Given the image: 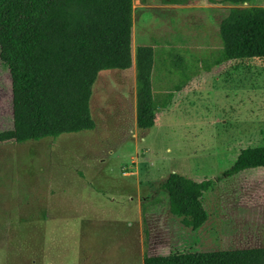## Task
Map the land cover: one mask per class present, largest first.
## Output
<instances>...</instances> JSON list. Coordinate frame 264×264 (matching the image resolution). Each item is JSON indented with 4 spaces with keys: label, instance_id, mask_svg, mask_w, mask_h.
<instances>
[{
    "label": "rangeland",
    "instance_id": "rangeland-1",
    "mask_svg": "<svg viewBox=\"0 0 264 264\" xmlns=\"http://www.w3.org/2000/svg\"><path fill=\"white\" fill-rule=\"evenodd\" d=\"M248 6L264 0L132 1V66L98 72L95 127L0 143V264H143L146 255L264 246V168L229 172L241 149L264 145V58L218 61L219 21ZM142 44L155 51V92L173 90L148 129L135 123ZM11 116L0 62V130ZM170 172L214 180L196 230L169 212L160 184Z\"/></svg>",
    "mask_w": 264,
    "mask_h": 264
},
{
    "label": "trees",
    "instance_id": "trees-1",
    "mask_svg": "<svg viewBox=\"0 0 264 264\" xmlns=\"http://www.w3.org/2000/svg\"><path fill=\"white\" fill-rule=\"evenodd\" d=\"M132 1L0 0V62L9 70L12 104V127L0 130V143L95 127L89 99L98 72L132 66ZM218 36V61L264 58V6L229 9ZM154 53L151 45L134 49L139 129L152 127L155 109L173 95L154 90ZM170 63L181 68L182 58L170 54ZM254 168H264V145L241 149L229 172ZM213 185V179L194 181L176 172L160 184L169 212L191 230L207 219L203 197ZM143 264H264V246L146 255Z\"/></svg>",
    "mask_w": 264,
    "mask_h": 264
}]
</instances>
